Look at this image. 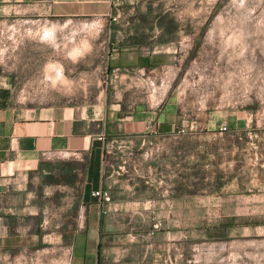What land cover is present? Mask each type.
I'll use <instances>...</instances> for the list:
<instances>
[{
    "label": "crops",
    "instance_id": "0c3cea01",
    "mask_svg": "<svg viewBox=\"0 0 264 264\" xmlns=\"http://www.w3.org/2000/svg\"><path fill=\"white\" fill-rule=\"evenodd\" d=\"M135 2L0 0L2 15L22 20L112 26L104 41L106 75L79 82L83 100L0 106V264L264 259L247 260L264 256V243L248 246L244 239L246 194L230 201L223 192H184L181 161L169 145L194 127L168 92L196 36L182 25L196 19L112 16ZM198 180L190 178L192 185ZM97 190L109 200L93 196Z\"/></svg>",
    "mask_w": 264,
    "mask_h": 264
},
{
    "label": "rangeland",
    "instance_id": "374dc122",
    "mask_svg": "<svg viewBox=\"0 0 264 264\" xmlns=\"http://www.w3.org/2000/svg\"><path fill=\"white\" fill-rule=\"evenodd\" d=\"M149 1L136 0L112 16L196 19L182 25L196 36L168 92L184 120L194 121L193 131L169 143L181 161L183 190L223 192L230 201L244 192V239L248 246L263 244L264 0ZM22 19L0 13V106L83 100L79 82L106 75L109 21L73 19L53 26ZM69 78L78 83L68 84ZM190 178L199 180L192 185Z\"/></svg>",
    "mask_w": 264,
    "mask_h": 264
},
{
    "label": "built area",
    "instance_id": "2783aa9c",
    "mask_svg": "<svg viewBox=\"0 0 264 264\" xmlns=\"http://www.w3.org/2000/svg\"><path fill=\"white\" fill-rule=\"evenodd\" d=\"M92 194L93 196L98 197V198L100 197L103 200H106V201L109 200V194L106 190H97V191H94Z\"/></svg>",
    "mask_w": 264,
    "mask_h": 264
}]
</instances>
